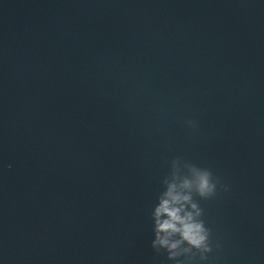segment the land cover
<instances>
[{"label":"water","instance_id":"95a60500","mask_svg":"<svg viewBox=\"0 0 264 264\" xmlns=\"http://www.w3.org/2000/svg\"><path fill=\"white\" fill-rule=\"evenodd\" d=\"M176 160L217 183L197 264H264V0H0V264H175Z\"/></svg>","mask_w":264,"mask_h":264},{"label":"clouds","instance_id":"9594fccd","mask_svg":"<svg viewBox=\"0 0 264 264\" xmlns=\"http://www.w3.org/2000/svg\"><path fill=\"white\" fill-rule=\"evenodd\" d=\"M164 184L166 190L160 193L152 212V248L167 252L168 260L175 264H197L196 253L200 254L199 260H206L204 254L211 251V233L196 197L209 199L216 195L212 173L176 160Z\"/></svg>","mask_w":264,"mask_h":264}]
</instances>
